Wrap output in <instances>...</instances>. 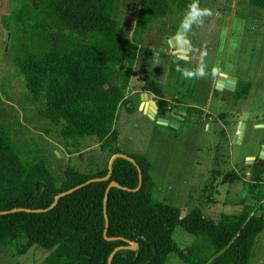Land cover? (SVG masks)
<instances>
[{"label": "trees", "instance_id": "1", "mask_svg": "<svg viewBox=\"0 0 264 264\" xmlns=\"http://www.w3.org/2000/svg\"><path fill=\"white\" fill-rule=\"evenodd\" d=\"M200 0V6L204 7ZM117 0H38L36 10L56 26L23 20V38L14 56L24 86L33 103H42L38 114L58 128L66 148L80 151L86 137H95L108 159L124 153L115 129L117 111H134L127 97L138 57L153 61L170 56L171 72L185 60L144 45L147 30L167 18L173 4L184 15L191 0H140L133 33L124 38L114 16ZM264 10V0H249ZM173 25L169 35L176 34ZM36 45L28 47L27 39ZM35 50V52H33ZM141 90L151 92L158 114L168 113L169 100L161 82L145 75ZM251 83L237 82L234 100L246 98ZM170 90V89H169ZM178 92L172 93L171 100ZM131 104V107H127ZM189 109V108H188ZM176 134V133H174ZM179 136L178 134H176ZM69 151V154H74ZM126 154V153H124ZM140 167L117 157L106 180L107 164L95 172H83L70 163L60 180L45 159L28 157L23 146L12 139L10 128L0 120V250L15 256L33 247L47 252L41 264H165L176 254L184 264H249L256 237L264 230V169L232 173L230 183L242 181V195L234 200L233 213L222 212L217 220L194 208L182 216L179 207L153 197V163L144 154H127ZM106 205L104 197L106 188ZM72 192L55 197L77 185ZM207 189H205L206 191ZM228 203L225 202V206ZM16 208L43 211H10ZM107 213L108 225L106 227ZM183 230L192 243L180 248L173 237ZM130 242L137 246L130 248Z\"/></svg>", "mask_w": 264, "mask_h": 264}, {"label": "rangeland", "instance_id": "2", "mask_svg": "<svg viewBox=\"0 0 264 264\" xmlns=\"http://www.w3.org/2000/svg\"><path fill=\"white\" fill-rule=\"evenodd\" d=\"M37 3L38 0H0V120L7 123L12 139L25 148L28 157L45 159L59 180L68 159L80 171L95 172L110 159L101 152L98 140L84 138L78 152L66 148L58 128L38 114L42 103L30 100L15 63L25 18L56 26L36 10ZM139 4L140 0H117L114 16L124 38L132 36ZM204 7L211 9L213 15L205 18L202 27L193 25L189 40L194 60L184 67L193 69L192 65L197 66L202 53H206L203 60L209 73L215 64L237 82L251 83L249 94L236 101L233 91L213 89L214 95L206 99L207 92L212 91L210 76L185 79L172 74L170 56L153 61L138 57L129 89L139 88L143 77L149 75L163 83L169 98L171 91L178 92L181 104L191 106L181 108L179 102L170 99L172 109L169 110L176 116L174 119L185 120L186 129L175 136L165 126L135 112L138 94L132 96L134 112L121 107L114 127L124 153L144 154L152 160L155 199L179 207L182 216L199 208L204 217L217 220L222 212L233 213L234 200L242 195V181L231 185V174L244 173L245 179H249L252 171L261 173L264 169V160L260 159L264 148V10L252 7L249 0H205ZM183 16L175 12L172 4L167 18L147 30L144 45L172 55L173 48L167 52L164 47L165 38L170 36L173 25H180ZM27 43L28 47L36 45L30 38ZM127 106L130 108L131 104ZM203 110L209 114H202ZM208 121L212 125L204 128ZM240 121L244 127L240 138L235 140ZM173 237L180 248L193 241L192 235L180 229ZM44 254L47 253L37 247L20 257L0 250V264H41ZM165 264L184 263L178 255L169 254ZM249 264H264V230L256 237Z\"/></svg>", "mask_w": 264, "mask_h": 264}, {"label": "water", "instance_id": "3", "mask_svg": "<svg viewBox=\"0 0 264 264\" xmlns=\"http://www.w3.org/2000/svg\"><path fill=\"white\" fill-rule=\"evenodd\" d=\"M114 12H115V8H114ZM174 36L175 35L166 36L164 47L166 48L167 52H169L170 48H174L173 49V53L176 54L177 57H178V53L176 51V45H175V42H174V39H173ZM236 82H237V79L235 77L230 76V75L220 71V74L217 75V78L215 80L214 88L215 89H226V90H229V91H233L235 89ZM141 99H142V102H143V111H144V113L147 114L150 117V119L154 120L156 124L161 125V126H165L166 128H168V129H170L172 131H175L178 128L177 132L178 133L181 132V129L183 127V123L178 121V120H176V119L171 118V116H169V115L158 114V106H157L156 102L154 100H152L151 95H149L147 92L144 91L141 94ZM257 126H262V125H257ZM243 127H244V123L240 121L238 123V132L234 136L235 140L240 138V136L242 134ZM56 153L57 154L60 153V150H57ZM117 157H122V158H125V159L129 160L130 162H132L137 167V170H138V173H139V184H138V187L136 189H129V188H125V187H123V188L124 189H128V190H134V191L138 190L141 187V184H142L141 169L136 164V161L132 157H130L127 154H124V153H116L109 159V161H108V170H109V172H108L107 176H105L103 178H92V179H89L88 181H86V183H89V182H92V181H96V180H106V179H108V177L110 176V173H111L112 162ZM247 159L250 160V159H253V158L252 157H248ZM260 159L264 160V148L262 150ZM82 185L83 184L77 185V186H75V187H73V188H71V189H69L67 191H64V192L58 194L55 197L52 205L49 208L45 209V210L51 209L56 204L57 199L60 196L68 194V193L72 192L73 190L79 188ZM111 186H119V185L117 183H115V182H111L108 185V187L106 188L105 197H104V207L106 205L107 193H108V190H109V188ZM20 210L43 211L44 209L31 210V209H27V208H16V209H12L10 211H20ZM6 212H9V211H3V212H0V214L1 213H6ZM105 217H106V227H107L108 218H107L106 211H105ZM136 246H137V244L135 242H130V248H135ZM120 248H122V247H117V248L114 249V251L111 253V255L109 257L108 264H110V261H111V258H112V255L114 254V252H116Z\"/></svg>", "mask_w": 264, "mask_h": 264}, {"label": "clouds", "instance_id": "4", "mask_svg": "<svg viewBox=\"0 0 264 264\" xmlns=\"http://www.w3.org/2000/svg\"><path fill=\"white\" fill-rule=\"evenodd\" d=\"M213 15L211 9L200 6V0H191V3L187 6V10L184 13L183 19L180 22L179 28L174 36V42L176 45V51L178 53V59H183L187 62L190 56L191 41L189 40V34L193 31V25L202 27L204 20L207 17ZM206 53H202V58L194 69L182 68L177 65V71L185 79H196L198 77L210 76L215 78L220 74L218 67H212L209 73L208 65L203 60V56Z\"/></svg>", "mask_w": 264, "mask_h": 264}, {"label": "crops", "instance_id": "5", "mask_svg": "<svg viewBox=\"0 0 264 264\" xmlns=\"http://www.w3.org/2000/svg\"><path fill=\"white\" fill-rule=\"evenodd\" d=\"M174 49V48H173ZM173 49H172V55H176V54H174L173 53ZM191 49H192V46H191ZM191 49H190V54H191ZM177 56V55H176ZM191 56V55H190ZM189 56V57H190ZM189 61H192L193 62V59H191V57L187 60V62L185 61V63L184 64H188L189 63ZM184 64H183V67L182 68H188V67H184ZM193 64V63H192ZM192 67H193V69L196 67V64H193L192 65ZM191 67V68H192ZM189 69V68H188ZM134 70V69H133ZM171 70V69H170ZM224 73H225V71H224ZM133 74V73H132ZM172 74H178V75H181L180 74V72H172ZM227 74V73H226ZM152 78V77H151ZM216 78H217V76L215 77V78H212L211 79V84H210V86H209V88L213 91V89H215L214 88V84H215V80H216ZM131 79H132V77H131ZM153 79H155V78H153ZM156 80V79H155ZM158 81V80H157ZM160 82V81H159ZM130 83H131V80H130ZM237 83V82H236ZM163 84V83H162ZM130 85V84H129ZM236 87V86H235ZM141 88H142V84H141V86L139 87V88H133V89H129L128 88V91H127V97L130 99V101H132L133 102V99H132V96H135V95H137L138 94V97H139V103H138V106H137V108H136V110H135V112H139V113H141V114H144L145 116H146V118L147 119H149V120H152V119H150V117L147 115V114H145L144 113V111H143V102H142V99H141V94H142V92H144L143 90H141ZM172 90V89H171ZM223 90H225V91H229V90H226V89H223ZM212 91H208L207 92V94H206V99H209V96H211L212 95ZM145 92H147L149 95H151V98H152V100H154L155 101V98H153L154 97V95L151 93V92H148V91H145ZM169 91H167V94L165 95L166 96V99H168L169 100V102H171V98H169V96H168V93ZM224 92V91H223ZM172 93H175V92H172L171 91V94ZM182 96H184V95H182ZM185 97V96H184ZM176 98H180V94H177L176 95ZM173 101V100H172ZM181 101V100H180ZM134 103V102H133ZM182 103V101L181 102H179V104H178V107H184V106H186V107H188V106H191V104H181ZM129 105V104H128ZM205 106H207V103H206V105ZM128 107V106H127ZM185 107V108H186ZM199 108H201V107H199ZM121 109V108H120ZM125 109H126V107H125ZM169 109H172V107H171V105H168V113L166 114V115H169V116H171V118H173L174 119V117H176V116H174L172 113H171V110H169ZM201 111V110H200ZM134 112V111H133ZM206 113V114H209L208 113V111H205V110H203L202 111V114L203 113ZM208 117H209V115H207ZM176 120L177 119H179V118H175ZM152 121H154V120H152ZM178 121H180V120H178ZM212 121H208V122H205L204 123V128H206L208 125H209V127L212 125V123H211ZM154 123H155V121H154ZM163 137V136H162ZM150 159V158H149ZM151 160V159H150ZM151 162H152V160H151ZM152 172H153V170H152ZM238 182H240V181H236V182H234V183H232L231 185H238ZM241 183V185H242V182H240ZM171 185V184H170ZM233 192V191H232ZM40 250H42V249H40ZM46 252V251H45ZM47 253V252H46ZM24 255H26V254H24ZM23 256V255H22ZM44 256H45V254H44ZM46 256H47V254H46ZM45 256V257H46ZM44 257V258H45ZM43 258V259H44ZM42 262V261H41Z\"/></svg>", "mask_w": 264, "mask_h": 264}, {"label": "flooded vegetation", "instance_id": "6", "mask_svg": "<svg viewBox=\"0 0 264 264\" xmlns=\"http://www.w3.org/2000/svg\"><path fill=\"white\" fill-rule=\"evenodd\" d=\"M190 55H191V56H190L191 59L194 60V58H193L194 55H193L192 51H191V54H190ZM214 65H215V64H213V67H214ZM215 66H216V65H215ZM217 67H218V66H217ZM218 68H219V67H218ZM205 77H206V76H205ZM214 92H215V91H212V95H214ZM222 92H223V91H222ZM180 122L183 123V127H182V129L185 128L186 125H187L186 122H185V120H182V121H180ZM177 129H178V128H177ZM177 129H176L175 131H172V130H170V129L167 128V130L169 131V134L171 133V134H173V135H175V136H177L176 134L180 135V133H181V132L178 133V132H177ZM182 129H181V131H182ZM185 129H186V128H185ZM174 133H176V134H174Z\"/></svg>", "mask_w": 264, "mask_h": 264}]
</instances>
